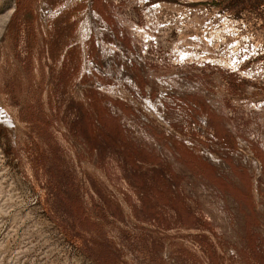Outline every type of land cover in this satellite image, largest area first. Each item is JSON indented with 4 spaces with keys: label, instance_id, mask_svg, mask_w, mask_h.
I'll use <instances>...</instances> for the list:
<instances>
[{
    "label": "rangeland",
    "instance_id": "rangeland-1",
    "mask_svg": "<svg viewBox=\"0 0 264 264\" xmlns=\"http://www.w3.org/2000/svg\"><path fill=\"white\" fill-rule=\"evenodd\" d=\"M0 264H264V0H0Z\"/></svg>",
    "mask_w": 264,
    "mask_h": 264
},
{
    "label": "trees",
    "instance_id": "trees-1",
    "mask_svg": "<svg viewBox=\"0 0 264 264\" xmlns=\"http://www.w3.org/2000/svg\"><path fill=\"white\" fill-rule=\"evenodd\" d=\"M75 204H77V205H80V209L82 210V216H84V215H88V210H87V208L84 206V204H83V202L81 201V199H76L75 200Z\"/></svg>",
    "mask_w": 264,
    "mask_h": 264
}]
</instances>
